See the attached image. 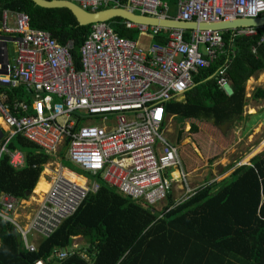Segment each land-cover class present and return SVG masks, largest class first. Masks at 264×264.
I'll list each match as a JSON object with an SVG mask.
<instances>
[{"label": "built area", "instance_id": "2783aa9c", "mask_svg": "<svg viewBox=\"0 0 264 264\" xmlns=\"http://www.w3.org/2000/svg\"><path fill=\"white\" fill-rule=\"evenodd\" d=\"M70 1L86 11L124 7L144 15L170 16L163 0ZM262 14L264 0H177L176 15L170 17L220 21ZM123 22L126 28L150 37L167 30L166 40L142 46L136 39L119 35L108 21L96 22L79 47L77 67L70 41L61 44L49 31L31 27L23 11H1V122L11 134L22 135L47 154L55 155L66 144L67 158L92 175L80 184L63 174L60 165L55 167L48 190L26 217L18 211L21 200L0 191V218L17 229L20 243L29 251L36 246L28 235L48 237L88 193L98 189V179L146 206L165 199L174 181L186 192L178 202L194 191L177 147L162 134L165 103L179 99L194 85L197 69L216 57L223 44L221 30H190L185 39L186 29ZM260 28L258 43H264V26ZM254 33L255 28L246 27L234 29L232 35ZM217 73V84L224 89L228 84L224 68ZM20 86L25 98L8 101L7 92ZM98 117L100 124L91 123ZM2 150L12 167L23 166L21 151L4 146ZM174 166L179 168L176 179L165 172ZM76 247L53 249L51 256L61 260ZM47 261L37 259L33 264Z\"/></svg>", "mask_w": 264, "mask_h": 264}, {"label": "trees", "instance_id": "16d2710c", "mask_svg": "<svg viewBox=\"0 0 264 264\" xmlns=\"http://www.w3.org/2000/svg\"><path fill=\"white\" fill-rule=\"evenodd\" d=\"M163 1L170 2L169 15L175 16L177 0ZM3 9L23 11L29 15L31 27L49 31L61 44L70 41L79 67V47L92 24H77L67 8L41 7L31 0H0V13ZM123 21L119 17L108 20L119 35L136 39L138 30L126 28ZM260 31L256 28L254 34L248 35L221 31L223 44L216 57L197 69L192 76L194 85L182 99L165 103L167 117L182 123L180 134L187 120L194 132L196 122L202 120L203 127L215 128L236 116L242 117L245 81L256 69L264 67V43H258ZM183 35L189 39L190 30H184ZM166 37L167 30H161L152 41L163 43ZM219 68H224L231 94L217 84ZM254 97L264 99V88H257ZM7 147L19 149L25 161L23 166L14 168L7 154L0 156V191L18 200L29 197L28 192L52 158L59 156L62 165L71 169L64 155L66 144L50 155L16 133ZM184 147L181 155L186 170L196 155L191 156L192 149ZM263 147L264 142H259L241 163ZM98 180V189L88 193L70 216L48 237L40 239L33 251L20 243L16 254L13 225L0 218V264L46 260L53 249L65 248L76 235L82 238L88 258L74 254L56 264H264V150L225 178L197 187L180 202H175L169 193L160 210L123 196Z\"/></svg>", "mask_w": 264, "mask_h": 264}, {"label": "rangeland", "instance_id": "374dc122", "mask_svg": "<svg viewBox=\"0 0 264 264\" xmlns=\"http://www.w3.org/2000/svg\"><path fill=\"white\" fill-rule=\"evenodd\" d=\"M167 4H168V8L171 9L170 2H167ZM136 40L138 41L139 45L143 46L148 44V42L152 41L153 39L146 33L140 34L138 32L136 36ZM199 49L203 51V45L201 43L199 44ZM255 77H256L255 81L252 78L251 83L249 82V80L245 81L244 84L245 103L242 107V114H241L242 117L240 119L235 120V122L232 125H230L228 129L229 130L228 135L225 138L224 135L221 134L217 126H215V128H206V126L203 127V122H205V120H203V122L201 123L196 122L198 125L201 126V130L197 133H194L192 132L191 129H189L191 122L187 120L181 128L182 130L185 129V131L180 134L179 126L182 123H180L177 119L173 118L172 116L165 118V124L163 126L162 134L165 136V138H167L169 142L177 146V152L182 160V164H183V158L181 153L183 151V148H185L184 146H188L189 148L192 149L191 156L196 155V158L194 157L195 160L194 158H192V160H194L193 161L194 163L185 170V172L187 173L186 174L187 183L193 190L203 185L204 183L207 184L211 183L213 181V180L211 181V179H217V181H219L220 179L228 176L231 173L232 168H229L223 172V167L225 168V165L228 166L229 163L235 162L233 164L234 166H236V164L240 163L241 159L248 154L250 148H253L256 144H258L261 141L264 142V102H261V100H255L253 98L254 88L258 86H263L264 78L261 75H259L258 79L257 76ZM180 99H182V97H180ZM250 108H252L253 110L250 111ZM108 119H112V116L110 115ZM93 121L94 122L91 123L100 124L101 122L99 117L94 119ZM207 123H211V122L207 121ZM210 138H213L214 140L217 139V141L224 148L218 149L217 151V149L214 147L215 146L214 142H212ZM177 140L180 141L182 146L176 142ZM193 143L195 144V146L192 145ZM199 144H201L202 147H200ZM61 148L62 147H60V149ZM64 155H65V159H67L66 152ZM60 159L61 158L58 156L48 161L47 163H51L52 166L51 165L47 166L46 163L39 176L43 177L44 175L43 173L46 172L45 168H47V170L50 172L51 169H48L49 167L53 168L55 166L58 167L59 165L61 167L62 163L59 161ZM68 161L70 163L71 170H73L76 173H80L82 176H85L88 179L92 178L91 173L80 169L72 161L70 160ZM165 172L167 173L168 177H172L173 179L179 178L178 166H174L173 168H167ZM48 179L49 178H47V180ZM185 193L186 192L184 186H182L179 181H174L173 191L171 193L172 199L175 202H177L183 195H185ZM41 197L42 194L34 193L33 189L29 195V199L31 198L32 200L34 199L35 201L40 200ZM166 201H167L166 198L163 199L158 204H155L154 208L160 210V208H162L166 204ZM18 211L21 216L26 217L27 215H29L28 213L29 209L25 207V203L23 202V200L20 201V206ZM32 237H34V234L30 233L28 235V239L32 240ZM79 241H81V239H79Z\"/></svg>", "mask_w": 264, "mask_h": 264}, {"label": "water", "instance_id": "95a60500", "mask_svg": "<svg viewBox=\"0 0 264 264\" xmlns=\"http://www.w3.org/2000/svg\"><path fill=\"white\" fill-rule=\"evenodd\" d=\"M34 4L41 7H64L67 8L74 16L77 24L87 25L100 21H108L112 18L119 17L123 20H129L135 23L161 26L164 28H181L186 30H230L233 34L236 28L264 26V14L255 17H239L232 20L220 21H187L170 16H150L140 13L132 12L124 7H107L95 11H86L70 0H31ZM224 91L231 94L232 89L227 84L224 86ZM232 120L224 121L218 125V129L224 132L232 122ZM32 192V191H31ZM31 192H28L30 194ZM13 234L16 243V254L19 253L20 234L15 227H13Z\"/></svg>", "mask_w": 264, "mask_h": 264}, {"label": "crops", "instance_id": "0c3cea01", "mask_svg": "<svg viewBox=\"0 0 264 264\" xmlns=\"http://www.w3.org/2000/svg\"><path fill=\"white\" fill-rule=\"evenodd\" d=\"M169 10L170 9H168V14H169ZM0 17H1V13H0ZM245 35H248V34H245ZM149 43V42H148ZM253 75V76H252ZM259 75H261L263 78H264V67H261V68H259V69H256L248 78H247V80H249V82L251 81L252 82V78H253V80L255 81V79H256V77L255 76H257V79H258V77H259ZM252 76V77H251ZM251 78V79H250ZM228 79H226V81H227ZM256 81H258V80H256ZM228 82V85L231 87V84L229 83V81H227ZM250 82V83H251ZM257 88H264V85L263 86H258V87H255L254 88V90H253V95H254V92L256 91V89ZM6 89V88H5ZM231 89H232V87H231ZM21 91V92H20ZM7 97H8V101H12V100H14V99H20V100H22V99H24L25 97H24V93H23V90H22V87L20 86V87H18V88H15V89H12V90H10V91H8L7 92ZM180 97H182V96H180ZM253 98L255 99V100H261V102H264V99H260V98H255L254 96H253ZM180 99V98H179ZM234 119V121L230 124V125H232L234 122H235V120H237L238 118H237V116L235 117V118H233ZM232 120V119H231ZM203 121V120H202ZM229 121V120H228ZM212 122V121H211ZM3 125V126H2ZM182 125V124H181ZM181 125L179 126V128L181 127ZM197 126H195V129L193 130L194 131V133H197V132H199L200 130H201V126L200 125H198V124H196ZM230 125L229 126H227L228 128L224 131V132H221V134L222 135H224V138L228 135V132H229V127H230ZM189 129H191V126H189ZM183 131H185V129L183 130ZM14 137V134H11L10 133V131L8 130V128L1 122V120H0V156L1 155H3V154H7L4 150H2L1 151V148L4 146V148L6 149V150H8V151H12V150H9L8 149V147H7V144H8V142L10 141V140H12V138ZM210 140L212 141V142H214V147L217 149V151H218V149H221V148H224L218 141H217V139L216 140H214L213 138H210ZM236 140V139H235ZM235 140H234V142H235ZM195 141V140H194ZM177 143H179V145H181L182 146V144L180 143V141L178 140V141H176ZM233 142V143H234ZM173 144V143H172ZM259 144V143H258ZM258 144H256L253 148H250V151L248 152V154L247 155H245V157H243L241 160H245V158L250 154V153H252V151H253V149L258 145ZM175 145V144H174ZM192 145H194L195 146V144L193 143ZM176 146V145H175ZM177 147V146H176ZM193 147V146H192ZM202 147V146H201ZM14 150H19V149H14ZM262 150H264V147L262 148V149H260L258 152H255L254 154H252V155H250V157L248 158V160L245 162V163H238V164H236V166H234V164L233 163H235V162H232V163H229V165L227 166V165H225V168L223 167V172L224 171H226L227 169H229V168H232V171L236 168V167H238V166H240V165H242V164H247L248 162H249V160L255 155V154H258L259 152H261ZM20 151V150H19ZM202 151V150H201ZM7 156H8V154H7ZM9 157V156H8ZM178 157H179V159H180V163L182 164V160H181V158H180V156H179V154H178ZM60 161V160H59ZM48 165H51L52 166V164L51 163H47V166ZM56 165H57V163H56ZM56 167V166H55ZM55 167H53V168H51V167H49L48 169H51V171L49 172V173H43L44 175H43V178L46 180V181H48V182H50V178L51 177H53V172H54V168ZM61 167H62V171L65 169V170H67V171H69V172H72V173H74L75 175H77V176H80V177H82L83 179H84V181H85V178L82 176V175H79V173H76V172H74L73 170H71L70 168H68V167H66V166H63V165H61ZM182 167H183V164H182ZM184 169V168H183ZM231 171V172H232ZM222 172V171H221ZM68 176V175H67ZM40 177V176H39ZM39 177H38V179H39ZM46 178H49L48 180L46 179ZM225 178V177H224ZM223 179V178H222ZM217 181V179H211V181ZM221 180V179H220ZM38 181V180H37ZM173 191V190H172ZM32 201H33V203H32ZM23 202L25 203V207H27L28 209H29V212L28 213H31L32 211H33V209L35 208V206L37 205V203H38V200L37 201H35L34 199L32 200L31 198L29 199V197L26 199V200H23ZM21 216V215H20ZM19 220H20V218H19ZM24 220L22 219V222H23ZM34 234V237H32V240H29V242H31V243H33L35 246H37V244H38V242L40 241V239H42V237L41 236H39V235H37V234H35V233H33ZM79 239H81V241H79ZM72 244H77V247H76V250H75V252L72 254V255H74V254H78V255H80L82 258H88L87 257V255L85 254V247H83L84 246V242L82 241V238L79 236V235H76V236H72V241H71V243L69 244V245H72ZM68 245V246H69ZM68 246H66V247H68ZM55 249H57V248H55ZM72 255H70V256H72ZM69 257V256H68ZM48 261L47 262H45V264H56L57 262H58V260H60V259H57V258H54V257H52L51 256V254L48 256ZM37 260V259H36ZM46 261V260H45Z\"/></svg>", "mask_w": 264, "mask_h": 264}, {"label": "bare ground", "instance_id": "6f19581e", "mask_svg": "<svg viewBox=\"0 0 264 264\" xmlns=\"http://www.w3.org/2000/svg\"><path fill=\"white\" fill-rule=\"evenodd\" d=\"M252 110L253 109L250 108V111H252ZM45 170H46V172H48L47 168H45ZM46 172H44V173H46ZM63 174L68 175L72 180H74V181H76V182H78L80 184L84 183V179L82 177L77 176L74 173L69 172V171H67L65 169L63 170ZM49 186H50V183L48 181H46L43 177H39L38 181L36 182V184H35V186L33 188V192L37 193V194H43V193H45L48 190Z\"/></svg>", "mask_w": 264, "mask_h": 264}, {"label": "clouds", "instance_id": "9594fccd", "mask_svg": "<svg viewBox=\"0 0 264 264\" xmlns=\"http://www.w3.org/2000/svg\"><path fill=\"white\" fill-rule=\"evenodd\" d=\"M253 28H255V27H253ZM260 28V27H259ZM261 29V28H260ZM255 32H256V28H255ZM224 90V89H223ZM180 98V97H179ZM79 175H81L80 173H79ZM83 177H85V176H83ZM213 182V181H212Z\"/></svg>", "mask_w": 264, "mask_h": 264}]
</instances>
